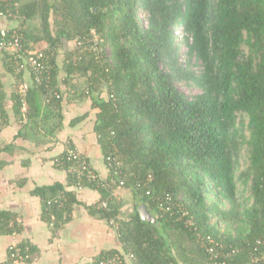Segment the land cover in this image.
I'll list each match as a JSON object with an SVG mask.
<instances>
[{
    "label": "trees",
    "instance_id": "trees-1",
    "mask_svg": "<svg viewBox=\"0 0 264 264\" xmlns=\"http://www.w3.org/2000/svg\"><path fill=\"white\" fill-rule=\"evenodd\" d=\"M20 10L19 27L6 28L5 35L0 30V41L19 28L28 48L46 43L51 64L49 83H32L24 97L27 124L61 104L68 80L78 77L79 97L91 98L96 109L105 163L111 150L122 158L125 185L117 180L111 189L110 172L102 179L81 156L97 176L81 183L101 194L96 206L86 208L119 225L111 226L117 246L97 259L133 253L135 264H253L252 248L264 238V0H21ZM36 17L39 28L29 29ZM59 53H66L65 76ZM4 55L15 72L13 56ZM179 82L201 92L190 97ZM19 89L13 99L21 117ZM2 119L0 125L7 121L3 109ZM70 149L58 162L75 184ZM120 187L131 188L157 222L144 220L137 205L120 216L117 196L110 209L99 207ZM60 191L63 197L56 199ZM34 193L43 198L47 221L55 216V230L75 204L84 205L62 183ZM160 196L170 211L160 210ZM12 222L17 227L16 214L0 211V231H14ZM208 237L218 242L217 252L228 254L215 257Z\"/></svg>",
    "mask_w": 264,
    "mask_h": 264
},
{
    "label": "crops",
    "instance_id": "crops-1",
    "mask_svg": "<svg viewBox=\"0 0 264 264\" xmlns=\"http://www.w3.org/2000/svg\"><path fill=\"white\" fill-rule=\"evenodd\" d=\"M18 21L0 18L1 32L18 26ZM67 46L66 50H70L73 42ZM4 56L0 53V101L7 114V121L0 125V211L16 214L18 222L17 227L10 224L14 231H0V264H86L103 250L117 246L116 233L106 219L92 215L86 208L97 205L100 192L71 184L58 160L68 148H74L90 159L102 179L109 176L104 149L95 131L96 109L91 98L79 97L82 80L70 78L61 104L46 109L34 125L27 124L26 113L16 115L13 96L23 83H33L32 73L27 68L9 71ZM65 56L66 53L58 55L61 75ZM86 113V118L73 124L74 119ZM55 183H62L84 203L74 205L69 220L58 230L44 216L43 198L34 193L37 187ZM116 194L122 204L120 216L141 204L129 187L118 188ZM60 197L63 191L57 195ZM13 246L19 249L20 256H12Z\"/></svg>",
    "mask_w": 264,
    "mask_h": 264
},
{
    "label": "built area",
    "instance_id": "built-area-1",
    "mask_svg": "<svg viewBox=\"0 0 264 264\" xmlns=\"http://www.w3.org/2000/svg\"><path fill=\"white\" fill-rule=\"evenodd\" d=\"M21 0H0V18H10L13 20H16L21 15ZM146 22V21H145ZM181 29V28H180ZM176 30V34L179 35V37L182 39L184 36V31ZM7 30L2 31V34L5 35ZM37 45H35L34 48H28L24 44L23 40V34L19 32L18 29H14L13 33L10 35V37L4 36L3 39L0 41V53L5 54L7 52L9 55H12L14 60L16 61V71L21 72L25 68L29 69L32 73L33 77V83L36 84H43V83H49L51 79V64L49 60L48 53L45 49H37ZM44 46L43 48H45ZM30 84L23 83L20 86L19 93L21 95V99L23 101L22 104V112L23 116L24 113H28V102L24 98L27 94V90L29 89ZM2 103L0 101V121H2ZM114 134V132H113ZM82 153L77 149H70L67 155L68 160L73 161V163L69 167V172L73 173L77 178L78 182L74 185L77 188H83L84 185L81 183L82 177H89L97 179V176L95 175L93 168L91 165V162H89L86 159L81 158ZM75 160V161H74ZM106 163L107 167H109V172L111 179L108 180L106 185L109 188H113V183L117 180H119L120 185H125V179L123 176V170H121L122 165V158L116 151H108L106 155ZM112 196H117L116 192L113 193L110 197L107 199H104L100 202L99 207L101 208H109L110 209V199ZM161 198V196L158 198V200ZM58 199V198H56ZM172 200V197L169 196L165 201L169 202ZM158 205L160 207V210H163V212L170 211L172 209L171 205H166L164 203V199L161 198L158 202ZM54 220L55 216L52 215V221L50 224L54 227ZM107 222L110 224V226H113L114 228H118V222L116 219L112 218L110 220H107ZM210 240V243L214 244H208V250L214 254L215 257L226 256L227 254H223V252L216 251V245H218V242L214 239L208 237ZM207 244V243H206ZM12 256L17 257L20 256L19 249L15 246L12 247ZM234 251V250H233ZM26 254L24 253V257ZM28 257V254H27ZM136 257L133 253L126 254L124 257L122 254L117 255H111L107 256L101 259L94 258L91 261H89L86 264H135ZM251 260L253 264H262L264 262V238L257 239L254 247L251 251Z\"/></svg>",
    "mask_w": 264,
    "mask_h": 264
},
{
    "label": "rangeland",
    "instance_id": "rangeland-1",
    "mask_svg": "<svg viewBox=\"0 0 264 264\" xmlns=\"http://www.w3.org/2000/svg\"><path fill=\"white\" fill-rule=\"evenodd\" d=\"M140 15H141V17H142V19H146V13H144L143 11H141L140 12ZM20 23V21H18V26L20 25L19 24ZM41 24V21H40V18L39 17H36L35 19H32V20H30L29 22H27V27L29 28V29H32V30H34V29H36V27H38L39 28V25ZM182 29V28H181ZM180 29V31H182ZM179 30V29H178ZM37 45V49H45V48H43L44 46H46V44H43V43H39V44H36ZM184 50L186 49V47H184L183 48ZM182 49V50H183ZM184 50L182 51V61L184 62L185 61V58H186V55H183V52H184ZM186 51V50H185ZM193 61L195 62V61H197V59H195V57H194V59H193ZM196 71H198L199 70V67L198 66H196L195 68H194ZM178 86H179V89L180 90H182L183 92H185L188 96H190V97H193L194 95H196V94H198V93H200L201 92V90L199 89V88H197V87H195V86H190V85H188L186 82H179L178 83ZM250 194H251V191L250 190H248V191H246L245 192V195H246V197H249L250 196ZM139 199H137V201H138Z\"/></svg>",
    "mask_w": 264,
    "mask_h": 264
},
{
    "label": "water",
    "instance_id": "water-1",
    "mask_svg": "<svg viewBox=\"0 0 264 264\" xmlns=\"http://www.w3.org/2000/svg\"><path fill=\"white\" fill-rule=\"evenodd\" d=\"M137 207L144 220H147L153 223L157 222L156 216L148 209L147 204L141 203Z\"/></svg>",
    "mask_w": 264,
    "mask_h": 264
},
{
    "label": "clouds",
    "instance_id": "clouds-1",
    "mask_svg": "<svg viewBox=\"0 0 264 264\" xmlns=\"http://www.w3.org/2000/svg\"><path fill=\"white\" fill-rule=\"evenodd\" d=\"M147 23V22H146ZM178 29H180V28H178ZM178 29H176V30H178Z\"/></svg>",
    "mask_w": 264,
    "mask_h": 264
}]
</instances>
